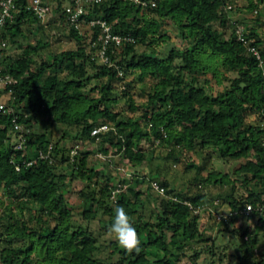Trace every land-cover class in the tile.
Returning a JSON list of instances; mask_svg holds the SVG:
<instances>
[{
	"label": "trees",
	"instance_id": "16d2710c",
	"mask_svg": "<svg viewBox=\"0 0 264 264\" xmlns=\"http://www.w3.org/2000/svg\"><path fill=\"white\" fill-rule=\"evenodd\" d=\"M25 1L0 24V64L12 75L0 110V264H181L184 257L188 264H264L263 0L87 4L89 15L112 22L122 37L106 46L107 62L98 54L99 28L69 24L66 0H56L54 11L75 47L45 50L49 40ZM212 80L224 85L215 90ZM14 118L23 126L19 148ZM41 121L57 124L60 134L38 130ZM101 122L109 129L91 134ZM49 143L51 162L25 163ZM157 147L197 168V192L144 172ZM108 148L117 157L102 154L97 165L95 155ZM196 149L237 164L201 174L202 164L187 153ZM152 179L165 193L151 188ZM203 186L226 191L215 199ZM225 202L228 211L220 212ZM246 204L249 214L241 211ZM117 206L136 229L138 250L121 248L110 232Z\"/></svg>",
	"mask_w": 264,
	"mask_h": 264
},
{
	"label": "built area",
	"instance_id": "2783aa9c",
	"mask_svg": "<svg viewBox=\"0 0 264 264\" xmlns=\"http://www.w3.org/2000/svg\"><path fill=\"white\" fill-rule=\"evenodd\" d=\"M69 1V2H68ZM102 0H66V3L63 4V13L66 21L69 24L74 25L75 27H81L82 25H87L89 28L92 26H97L99 28L98 39H99V50L98 54L102 61L107 62L108 56L106 54V46L110 41L120 45L121 44V35L118 33H113L111 31L112 22L107 21L100 15L88 13L87 4H93L100 2ZM134 2L141 3L143 5L147 4V0H133ZM154 1H151V4L154 5ZM25 8L30 10L33 14L39 18L40 21H43L45 17L49 14L56 13L54 8L57 6L56 0H26L24 3ZM19 10L18 0H0V24L4 23L8 18L12 19L16 12ZM57 14V13H56ZM243 25L235 24L236 37L247 43L245 38ZM92 29L90 30V32ZM248 48L252 50L258 57H260L259 51L253 44H248ZM12 83V75L7 71L6 67L0 64V110L5 111L7 109L8 99L12 94V88L10 84ZM14 120V128L19 131L18 140L15 144L17 148L22 146L23 135L22 130L23 126L20 122ZM110 127L108 122H101L98 125L93 126L91 129V134H98L99 132L108 130ZM26 130V128L24 127ZM80 145V142H76L71 147V153L76 152V148ZM52 143H49L45 150L38 149L35 152V155H31L30 160L26 161V164H31L37 158L47 159L49 162L52 161ZM19 168V164L15 166ZM150 185L153 190L165 193V188L160 182L156 179L150 180ZM119 188H116L118 190ZM251 210V204H246L242 208L244 214H249ZM230 213H216V218L221 219L225 216H228Z\"/></svg>",
	"mask_w": 264,
	"mask_h": 264
},
{
	"label": "crops",
	"instance_id": "0c3cea01",
	"mask_svg": "<svg viewBox=\"0 0 264 264\" xmlns=\"http://www.w3.org/2000/svg\"><path fill=\"white\" fill-rule=\"evenodd\" d=\"M264 8V0L261 3ZM262 21L264 22V15L262 16ZM41 28L39 29V35L44 39L49 40V46L45 50H65L63 46H55L54 39L58 38L60 33H68L67 27L63 19L56 13L49 14L40 22ZM59 45V44H58ZM139 94V98L141 99ZM199 154V159L197 162L202 164L200 170L201 174H206L212 165V156L207 154L204 150H195ZM215 152H213L214 154ZM196 167H189L187 161L182 157L174 159L172 156L168 155L164 149L157 147L154 156L146 162L144 167V172L147 175H153L165 178L170 187H175L177 190L185 191L188 194L197 192L199 188L194 184L195 176L197 175ZM202 191L205 190L209 197H215L217 193L224 195L226 188H216V187H205L200 188ZM212 209H216L217 205H211ZM228 209V208H227Z\"/></svg>",
	"mask_w": 264,
	"mask_h": 264
},
{
	"label": "rangeland",
	"instance_id": "374dc122",
	"mask_svg": "<svg viewBox=\"0 0 264 264\" xmlns=\"http://www.w3.org/2000/svg\"><path fill=\"white\" fill-rule=\"evenodd\" d=\"M260 12H261L262 15H264V8L263 7L260 8ZM247 13L249 14L250 12H247ZM81 29L82 30L87 29L89 31L88 26L85 25V24L82 25ZM171 37H172L173 40L175 39L174 36H171ZM53 44L55 46H63L64 49H70V48L75 47V40L72 37H70L68 34L60 33L58 35V38L57 39L56 38L54 39V43ZM207 75L208 76H211V73L210 72H207ZM212 84H213V87H214L215 90L220 89L224 85V83L219 84V83L215 82V80H212ZM120 86L119 85L114 86L113 89L114 90H116L118 88L120 89L121 88ZM92 93L96 94L98 92L97 91H93ZM135 97H136V100L137 101L140 100L139 94H137V95L135 94ZM252 114H254V113H249L247 115V117L249 115H252ZM254 115L256 116V114H254ZM37 128H38V130H46L47 132L48 131H52V134H51V137L52 138H56V136L59 135L60 132H61V130H60L61 128L57 124L49 125L47 122H44V121L39 122L37 124ZM187 153L189 155L188 157L193 158V160L195 162H197V160L199 159V154L196 153L195 150L188 151ZM102 154H107V156L108 155L115 156L114 149L108 148L105 153H98V155H95V156H99L100 157V158L96 159V164L97 165L102 162V158H101V156H103ZM211 156H212V165H211V167H215L216 169H219L220 171H225V170L229 169V167H232L233 168L237 164V162H235V161L222 160L220 157L217 156L216 153H214V154L211 153ZM115 157H117V155ZM115 164H117V166H120V167L122 165V168L124 169L125 172H128L129 173V172L132 171V167L126 165L125 163L123 164L122 161H119L118 160V161L115 162ZM116 169H117L116 167H113V171H115ZM225 178L227 179V176L226 177L223 176V180H225ZM0 193H1V187H0ZM72 198H74V197H72ZM227 208H229L228 207V203L227 202L223 203L222 205H220V212H227L228 211ZM236 218H237V222H240L241 220H243V218H241L240 216H237ZM244 221L247 223V219L244 220ZM254 221H255V216L252 217L251 223H253ZM181 264H188V262H187V260H186L185 257L183 258V261H182Z\"/></svg>",
	"mask_w": 264,
	"mask_h": 264
},
{
	"label": "clouds",
	"instance_id": "9594fccd",
	"mask_svg": "<svg viewBox=\"0 0 264 264\" xmlns=\"http://www.w3.org/2000/svg\"><path fill=\"white\" fill-rule=\"evenodd\" d=\"M250 124H256L257 117L252 114L247 117ZM115 215L112 224L110 225V232L119 246L129 252L139 249L140 239L135 227L130 221L128 213L121 206L114 209Z\"/></svg>",
	"mask_w": 264,
	"mask_h": 264
}]
</instances>
